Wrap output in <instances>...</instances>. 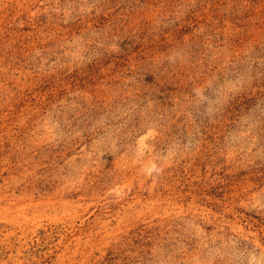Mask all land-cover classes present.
Wrapping results in <instances>:
<instances>
[{"label":"rangeland","instance_id":"rangeland-1","mask_svg":"<svg viewBox=\"0 0 264 264\" xmlns=\"http://www.w3.org/2000/svg\"><path fill=\"white\" fill-rule=\"evenodd\" d=\"M0 264H264V0H0Z\"/></svg>","mask_w":264,"mask_h":264}]
</instances>
